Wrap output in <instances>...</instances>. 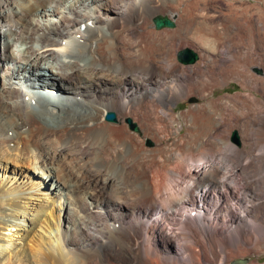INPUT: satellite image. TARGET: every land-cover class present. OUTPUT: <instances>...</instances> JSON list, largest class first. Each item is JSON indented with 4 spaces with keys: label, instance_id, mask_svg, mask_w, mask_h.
<instances>
[{
    "label": "bare ground",
    "instance_id": "6f19581e",
    "mask_svg": "<svg viewBox=\"0 0 264 264\" xmlns=\"http://www.w3.org/2000/svg\"><path fill=\"white\" fill-rule=\"evenodd\" d=\"M235 1L0 0V264H72V232L77 250L101 248L87 264L264 252V104L213 92L243 74L244 88L264 86V0ZM168 12L175 26L157 30ZM186 46L193 65L178 61ZM207 73L215 82H197ZM22 78L65 95L28 93ZM194 95L206 102L174 110ZM80 196L88 212L74 219Z\"/></svg>",
    "mask_w": 264,
    "mask_h": 264
},
{
    "label": "rangeland",
    "instance_id": "374dc122",
    "mask_svg": "<svg viewBox=\"0 0 264 264\" xmlns=\"http://www.w3.org/2000/svg\"><path fill=\"white\" fill-rule=\"evenodd\" d=\"M190 1V0H189ZM189 1L187 0V1H182L181 0V2H182V5H181V2H180V0H178V2H175V4H174V6L176 5H178L179 3V5H178V7H176L177 8V11L180 9H182V7H184L185 6V4L186 3H189ZM222 0H208V3H210V5H211V7H212V5H213V9L212 10H214V9H222L223 8V6L221 5V2ZM224 1H227L228 3H232L233 2V0H224ZM236 2V4H238V0L237 1H235ZM234 2V3H235ZM178 3V4H177ZM217 8H216V7ZM175 8V9H176ZM179 8V9H178ZM179 10V11H180ZM178 11V12H179ZM170 15V16H169ZM172 15H174V14H172V13H167V14H165L164 16H167V17H169V18H171V19H173V20H175V22H176V19H175V17H177V15L176 16H173L172 17ZM153 23H154V26H155V28L157 29V30H162V29H165V28H162V29H159V28H157V26H156V24H155V20H153ZM176 24V23H175ZM186 50H190V51H193L195 54H199L198 53V51L194 48V47H192V46H186V47H183V48H181L179 51H178V54H177V58H178V61L179 62H181V64H185V65H193V64H191V63H186V62H184L183 61V59L181 58V55L183 54V52L184 51H186ZM262 66H260V65H258V67H257V65L255 66H253L252 67V70H254V71H256V73H260L259 71H261L262 73H263V68H261ZM7 70H10L11 71V68L10 67H8V69H0V78L2 77V75L7 71ZM241 72V71H240ZM239 72V73H240ZM33 74H34V72H33ZM213 74V73H207V74H205L204 76H203V78L204 79H202V78H200L197 82H203V84L204 83H206V82H209L210 81V79H211V82H213L212 80H214V82H215V76L214 75H211ZM239 75H242V72L239 74ZM244 75V74H243ZM239 76V80L238 79H230L229 81L227 80L226 82L224 81L223 83L222 82H220L221 83V85L219 84V83H216V86H214L213 87V92H214V96H216V97H220V96H223V95H226V94H232V95H235V94H241V93H252V94H254V96H256V97H258V99L264 104V90H263V88H264V86H261V88L258 86L257 88H254L253 89V87H251V88H249L250 86L249 85H245L246 87L244 88L242 85H241V82H242V84L244 85L245 84V82H247V81H244L245 79H246V76L244 77V76ZM34 76H36L39 80H40V83L41 84H43V83H47L48 84V82H51L53 79H54V76L52 75V73L51 72H49V71H47V70H44L43 72H37L36 74H34ZM31 77V78H35V77ZM209 76V77H208ZM208 77V78H207ZM205 78H206V80H205ZM210 78V79H209ZM243 79V81H241ZM203 80V81H202ZM208 80V81H207ZM238 80V81H237ZM206 81V82H205ZM241 81V82H240ZM21 83H20V85H19V87H22V85L24 84L25 85V87H23L22 89H23V91H28V93L29 92H32V91H34V92H36V93H39V94H43V95H50V93H52L53 95H55V96H64L65 94L62 92V91H60V90H58V91H55V90H51V89H42V88H40V87H37V88H33V87H30L29 85L27 86V84H26V82L27 81H25V79L23 80V78H22V80L20 81ZM244 82V83H243ZM40 84V85H41ZM217 84H219V85H217ZM43 86V85H42ZM60 88V87H59ZM45 93V94H44ZM63 93V94H62ZM182 101H184V102H182ZM1 102V101H0ZM195 102V103H194ZM203 102H206L205 101V99L204 98H202V97H200V96H197V95H194V96H192L189 100H180V101H178L174 106H173V108H174V110L178 113V112H180L181 113V111L183 112L184 110L186 111L189 107H191V106H193L194 104L195 105H198V103L199 104H203ZM192 103H193V105H192ZM2 106V102L0 103V107ZM110 113H114L115 114V116H116V120L115 121H113V123H117L118 122V118H117V114H116V112H110ZM109 114V113H108ZM107 114V115H108ZM107 115H106V120H107ZM108 121V120H107ZM110 122V121H109ZM129 123H128V125H129V127H130V129H132V131H138L139 129H138V125L136 124V123H134V122H132V121H128ZM185 129H186V127L184 128V130L182 129L181 131L182 132H185ZM235 133H237V136H238V139H239V143L241 142V135H240V132H239V130L238 129H235V131L232 133V136H231V141L234 143V144H239L236 140H235ZM146 139V140H145ZM145 139H144V145L146 146V147H148L149 146V148H156L157 146V144H156V142L155 141H153L154 139H152V138H148V137H145ZM162 142H164V141H162ZM155 145V146H154ZM49 186H50V184H49ZM49 186H45L44 187V191L46 192V191H48V189L50 188ZM79 204L81 203V205H83L84 206V208H82V209H80L79 210V212H77V213H75V215H73L74 216V219H76L78 216V213H82V214H84V215H86L87 214V210H88V204H87V200H85V197H83V196H80L79 197ZM81 211V212H80ZM65 214H66V212L64 213L63 212V215L61 216V219L63 220L62 222L63 223H65L66 224V221H64L65 219H64V217H65ZM178 222V223H177ZM180 220L179 221H175V224H173V225H171V227L173 228V230H174V232H175V234H176V236H175V238H177L178 240H179V238H178V229H179V227H180ZM178 224V225H177ZM175 225H177V226H175ZM174 226V227H173ZM177 229H176V228ZM178 230V231H177ZM12 233V232H11ZM75 234V235H74ZM74 237V238H73ZM84 235L82 234V233H75V232H72V235H71V239H70V243H68V245H67V247L68 248H71L72 250H71V254H70V257H71V260H73L74 262H72V264H87L86 263V261H87V259L89 258V257H91L93 254H96V251H98V249H99V251H101V248L100 247H94V248H92V250H94V252L92 251V250H90V252H92L91 254H90V252H89V248L88 249H76V244L77 245H79V244H81V243H83V241H84ZM157 239V240H156ZM156 239H154V245H153V247L156 249V250H158V251H162V250H164V242L161 240V237L159 236V237H157ZM156 240V241H155ZM157 242V243H156ZM75 243V244H74ZM74 245V246H73ZM168 246V245H167ZM73 252V253H72ZM76 253H77V255L79 254V256H77L76 255ZM85 253V254H84ZM88 253H89V255H88ZM240 254V255H239ZM72 255H76V257H77V259L74 257V256H72ZM86 255V256H85ZM91 255V256H90ZM232 255H233V257H232ZM260 255V256H259ZM259 255H255L254 253H251V254H248V255H241V253L240 252H233V253H231V257L228 259L229 261L228 262H225L224 264H250V263H252L253 261H258V262H261V263H264V252H262L261 254H259ZM73 257V258H72ZM78 257H80V258H78ZM83 257V258H82ZM85 258V259H84ZM76 259V260H75ZM80 260V261H79ZM78 261V262H77Z\"/></svg>",
    "mask_w": 264,
    "mask_h": 264
},
{
    "label": "water",
    "instance_id": "95a60500",
    "mask_svg": "<svg viewBox=\"0 0 264 264\" xmlns=\"http://www.w3.org/2000/svg\"><path fill=\"white\" fill-rule=\"evenodd\" d=\"M155 24H156L157 28H159V29L166 28V27H174L175 26V22H173L171 19H169L168 17H161V16H159V17H157L155 19ZM181 58L186 63H194L197 60L198 56L193 51L186 50L181 55ZM107 120L115 121L116 120L115 114L114 113H109L107 115ZM234 138L239 143V139H238L237 133H235V137Z\"/></svg>",
    "mask_w": 264,
    "mask_h": 264
}]
</instances>
